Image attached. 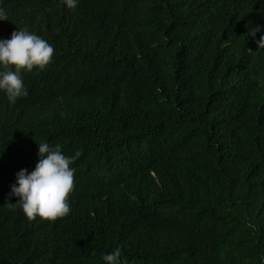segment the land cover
Returning <instances> with one entry per match:
<instances>
[{"label": "trees", "instance_id": "16d2710c", "mask_svg": "<svg viewBox=\"0 0 264 264\" xmlns=\"http://www.w3.org/2000/svg\"><path fill=\"white\" fill-rule=\"evenodd\" d=\"M2 1L55 52L0 91V264H264V0ZM39 142L79 153L55 220L4 206Z\"/></svg>", "mask_w": 264, "mask_h": 264}, {"label": "clouds", "instance_id": "9594fccd", "mask_svg": "<svg viewBox=\"0 0 264 264\" xmlns=\"http://www.w3.org/2000/svg\"><path fill=\"white\" fill-rule=\"evenodd\" d=\"M62 2L75 10L80 0ZM0 20H8V12L3 6H0ZM256 32H261L257 44L259 49H264V28L257 26L251 29V35L254 36ZM54 52L52 43L27 28L14 30L10 38H0V91L6 94L10 103L27 95L22 70L31 71L34 67L43 69L52 60ZM78 155L65 154L59 143L39 142V159L35 168L31 171L20 169L16 182L11 186L9 197L19 199L13 203L6 198L4 206L15 209L19 205L32 219L39 216L55 220L67 216L71 211L69 194L74 189L76 171L72 164ZM121 254L122 249L117 246L103 254L102 259L107 264H122Z\"/></svg>", "mask_w": 264, "mask_h": 264}]
</instances>
